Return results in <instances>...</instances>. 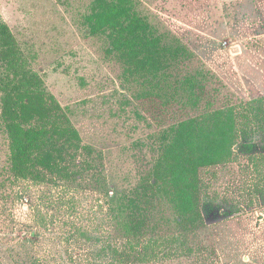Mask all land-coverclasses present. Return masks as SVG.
<instances>
[{
    "label": "rangeland",
    "instance_id": "374dc122",
    "mask_svg": "<svg viewBox=\"0 0 264 264\" xmlns=\"http://www.w3.org/2000/svg\"><path fill=\"white\" fill-rule=\"evenodd\" d=\"M93 1L0 0L1 19L90 146L71 165L78 179L16 175L0 92V264H264L258 150L200 169L204 219L192 231L163 201L169 231L117 236L104 190L137 186L178 120L228 106L241 129L264 126V0H136L167 41L191 51L166 86L125 75L106 36L88 31ZM195 80L206 87L198 108Z\"/></svg>",
    "mask_w": 264,
    "mask_h": 264
},
{
    "label": "trees",
    "instance_id": "16d2710c",
    "mask_svg": "<svg viewBox=\"0 0 264 264\" xmlns=\"http://www.w3.org/2000/svg\"><path fill=\"white\" fill-rule=\"evenodd\" d=\"M86 21L92 35L106 36L109 52L117 54L125 75L149 82L158 79L166 86L178 60L191 53L181 42L167 41L138 10L136 0H94ZM197 89L201 93L195 92V108L206 87L195 80ZM0 92L16 175L42 177L46 172L60 179L82 177L81 170L71 165H78L90 146L83 144L68 111L47 90L1 17ZM239 116L234 107L224 106L178 120L163 131L157 143L161 153L137 186L104 188L117 236L142 239L170 229L169 220L159 216L163 201L173 206L182 232L197 228L204 219L200 169L221 163L235 150L264 154V126L257 130L244 125L241 129ZM122 262L130 264L125 260L119 264Z\"/></svg>",
    "mask_w": 264,
    "mask_h": 264
}]
</instances>
